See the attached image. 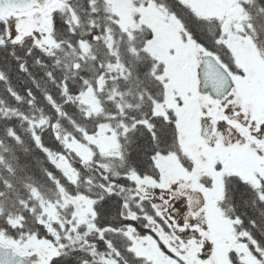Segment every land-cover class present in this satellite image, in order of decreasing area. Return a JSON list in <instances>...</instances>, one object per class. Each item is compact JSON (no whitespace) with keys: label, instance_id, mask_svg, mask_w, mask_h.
Masks as SVG:
<instances>
[{"label":"snow or ice","instance_id":"snow-or-ice-1","mask_svg":"<svg viewBox=\"0 0 264 264\" xmlns=\"http://www.w3.org/2000/svg\"><path fill=\"white\" fill-rule=\"evenodd\" d=\"M223 2L131 0L113 53L107 0H0V141L46 162L0 181V264H264V0Z\"/></svg>","mask_w":264,"mask_h":264},{"label":"trees","instance_id":"trees-1","mask_svg":"<svg viewBox=\"0 0 264 264\" xmlns=\"http://www.w3.org/2000/svg\"><path fill=\"white\" fill-rule=\"evenodd\" d=\"M66 2L67 5H69V0H66ZM80 2L85 8L87 7L86 0H80ZM93 3H96V0H93ZM96 6L104 8L105 11L111 12L110 5L108 4L106 7L105 4L96 3ZM62 10L65 13L68 12L67 9L62 8ZM177 11L180 12L181 15L186 16L188 14L184 9H177ZM76 12H81V14H83L79 8L76 9ZM73 14L75 15V12ZM121 32L120 28L117 29L115 26L111 27V33L114 35V39H110L108 42L116 46L111 49L113 53H117L118 51L122 53V40H124L125 43H128L134 39V37L129 36L125 39L121 36ZM129 50L134 51L130 44ZM25 140V144H13L11 142L0 141V181L10 183L12 185V191L18 192L21 195L24 194V185L28 183L29 176L40 181L44 180L39 172V168L41 165L46 166V162L44 161L41 152L35 150L30 141H27V138H25ZM26 147L28 151H25ZM2 210L3 209L0 208V211Z\"/></svg>","mask_w":264,"mask_h":264},{"label":"rangeland","instance_id":"rangeland-1","mask_svg":"<svg viewBox=\"0 0 264 264\" xmlns=\"http://www.w3.org/2000/svg\"><path fill=\"white\" fill-rule=\"evenodd\" d=\"M200 5H202V1L201 0H196ZM107 2L110 5V8L116 12L120 19H119V24L125 28H128V21H127V12L130 10V4L128 3V1H123L122 5H121V1L120 0H107ZM60 6L63 9H67L68 12L72 11V9L68 8L67 3L64 2L63 0H60ZM159 14L161 16V14L155 10L152 9L151 11H147V15L149 16L150 14ZM74 15V14H73ZM171 22H173V19L171 20ZM50 29V26H49ZM94 103H96L97 108H99V104L98 101H96L95 97H91L90 98ZM105 153H107V145L105 144Z\"/></svg>","mask_w":264,"mask_h":264},{"label":"flooded vegetation","instance_id":"flooded-vegetation-1","mask_svg":"<svg viewBox=\"0 0 264 264\" xmlns=\"http://www.w3.org/2000/svg\"><path fill=\"white\" fill-rule=\"evenodd\" d=\"M173 25H174V27L171 28L168 24L161 22L158 25V29L160 31H162L166 37L168 36V38H169L172 35H174L177 32V30L181 27L180 25L179 26H177L176 24H173Z\"/></svg>","mask_w":264,"mask_h":264}]
</instances>
